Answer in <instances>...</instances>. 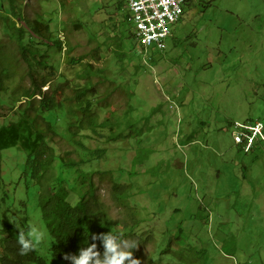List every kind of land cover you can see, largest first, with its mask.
<instances>
[{"label":"rangeland","instance_id":"rangeland-1","mask_svg":"<svg viewBox=\"0 0 264 264\" xmlns=\"http://www.w3.org/2000/svg\"><path fill=\"white\" fill-rule=\"evenodd\" d=\"M14 1L19 12L0 0V128L15 120L28 89L53 93L61 76L92 71L88 63L105 70L94 77L103 99L96 112L101 121L113 114V140L88 148L106 149L93 166L114 172L96 178L121 222L114 235L138 242L140 264H264V143L248 153L232 135L235 122L264 118V0L188 1L163 51H140L126 0ZM32 69L61 76L43 84ZM62 89L67 102L75 98ZM53 145L86 158L66 136ZM2 155L0 255L10 223L44 232L37 248L48 257L52 241L27 153L12 146ZM114 182L126 187L124 202Z\"/></svg>","mask_w":264,"mask_h":264},{"label":"trees","instance_id":"trees-1","mask_svg":"<svg viewBox=\"0 0 264 264\" xmlns=\"http://www.w3.org/2000/svg\"><path fill=\"white\" fill-rule=\"evenodd\" d=\"M10 1L13 10L19 12L15 1ZM127 17L125 20L131 24L130 12H127ZM181 20L182 18L178 24ZM18 28L22 38L26 30L23 27ZM114 40L121 49L124 48L121 44V41L124 42L122 34L118 32ZM62 48L63 43L60 39L59 50ZM22 52L26 58L25 51ZM87 66L93 70L80 68L81 71L77 77L69 81L54 69L49 72L44 71L41 75H35L32 69L33 80L43 78V84H52L60 79V76L62 77L60 81H64L53 93H44L41 85L34 90L28 89L25 94L27 101L16 109L15 120L0 128V179L3 175V150L19 146L27 153L31 176L40 186L41 219L52 241L48 257L41 256L38 248L26 255H21L20 245L17 242L18 236L21 231L27 236L29 226L19 227L6 223L0 264H75L72 257L79 259L92 244L96 247L91 248V252H99V255L91 256L89 264H97V262L106 264L104 236L100 234L114 235L115 228L121 222L112 218L110 210L99 195L100 187L96 178L114 172L93 166L94 161L105 158L106 149L98 148L90 152L88 147L94 140L110 146L113 140L114 121L113 114H109L104 121H101L96 112V107L99 108L103 99L99 82L95 81L94 77L102 75L105 70L95 68L90 63ZM83 78L84 83H77ZM66 85L70 86L75 93V98L69 102L62 89ZM23 101L24 99L18 100V102ZM100 109L107 111L105 107ZM51 113H57V116L66 123V133H61L60 127L49 118ZM58 117L53 116L54 119ZM60 135L66 136L72 147L78 151L85 150L84 161L75 160L72 152H58L53 143ZM114 188L119 202H124L125 198L128 199L125 186L114 182ZM122 230H124L123 227ZM94 236L97 238L93 239ZM122 237L123 235L120 236ZM65 254L69 256V259H64Z\"/></svg>","mask_w":264,"mask_h":264},{"label":"built area","instance_id":"built-area-1","mask_svg":"<svg viewBox=\"0 0 264 264\" xmlns=\"http://www.w3.org/2000/svg\"><path fill=\"white\" fill-rule=\"evenodd\" d=\"M126 1L135 26V36L140 42L139 49L152 47L163 51L174 26L184 16V6L189 0ZM232 135L234 142L242 146L245 152H252L257 144L264 143V118L250 122H235Z\"/></svg>","mask_w":264,"mask_h":264},{"label":"clouds","instance_id":"clouds-1","mask_svg":"<svg viewBox=\"0 0 264 264\" xmlns=\"http://www.w3.org/2000/svg\"><path fill=\"white\" fill-rule=\"evenodd\" d=\"M104 236V243L106 248V264H140V261L133 256V249L138 248V242L134 239H122L111 233H101ZM97 237L94 236L93 239ZM45 240V233L38 231L35 227L31 228L27 233L20 232L18 236V244L20 245V254L26 255L28 252L35 250L41 242ZM96 247L92 244L87 252H83L79 259L72 257L75 264H89L91 256H98L99 252L92 253L91 248ZM110 253V255H109ZM64 259H69L67 254ZM99 264V262H97Z\"/></svg>","mask_w":264,"mask_h":264},{"label":"crops","instance_id":"crops-1","mask_svg":"<svg viewBox=\"0 0 264 264\" xmlns=\"http://www.w3.org/2000/svg\"><path fill=\"white\" fill-rule=\"evenodd\" d=\"M182 20H183V18H182ZM182 20H181V21H182ZM181 21H180V22H181ZM176 26H177V25H176ZM176 26H174V28H175ZM174 28H173V29H174ZM172 32H173V30H172ZM171 36H172V35H171ZM171 36H170V37H171ZM257 145H258V144H257ZM259 145H262V144H259ZM255 147H256V146H255Z\"/></svg>","mask_w":264,"mask_h":264},{"label":"flooded vegetation","instance_id":"flooded-vegetation-1","mask_svg":"<svg viewBox=\"0 0 264 264\" xmlns=\"http://www.w3.org/2000/svg\"><path fill=\"white\" fill-rule=\"evenodd\" d=\"M183 18V17H182Z\"/></svg>","mask_w":264,"mask_h":264}]
</instances>
